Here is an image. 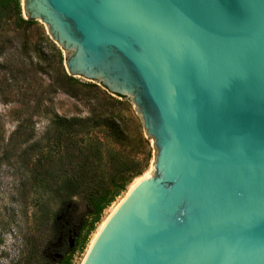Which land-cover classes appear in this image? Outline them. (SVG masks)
I'll return each instance as SVG.
<instances>
[{"label": "water", "instance_id": "obj_1", "mask_svg": "<svg viewBox=\"0 0 264 264\" xmlns=\"http://www.w3.org/2000/svg\"><path fill=\"white\" fill-rule=\"evenodd\" d=\"M20 6L76 83L132 105L154 149L81 264H264V0Z\"/></svg>", "mask_w": 264, "mask_h": 264}, {"label": "rangeland", "instance_id": "obj_2", "mask_svg": "<svg viewBox=\"0 0 264 264\" xmlns=\"http://www.w3.org/2000/svg\"><path fill=\"white\" fill-rule=\"evenodd\" d=\"M0 36L7 38L0 69V264H28L32 255L38 260L35 264H64L66 261L81 264L103 221L130 186L151 172L152 143L141 128L143 137L148 139L137 154L138 160L144 162L143 171L104 210L100 221L87 234L90 222L87 207L76 204L75 198L70 201L52 198L36 183L33 163L37 152L32 144L39 142L45 146L46 138H55L49 126L53 115L89 117L100 111L97 105L100 100L113 98L101 85L93 88L74 80L75 97L45 89L50 81L43 72L58 79L59 74L65 73L63 62L67 56L55 43L59 54L53 52L44 38H48L45 27L37 23L8 27L1 30ZM37 99L41 102L39 109H35ZM114 100L122 102L120 114L129 119L134 128L136 125V135H139V120L132 105L125 99ZM104 130L96 126L90 132L94 138H107ZM64 225L72 230V247L66 248L62 241ZM48 248L62 254L59 262L43 261L42 255Z\"/></svg>", "mask_w": 264, "mask_h": 264}, {"label": "trees", "instance_id": "obj_3", "mask_svg": "<svg viewBox=\"0 0 264 264\" xmlns=\"http://www.w3.org/2000/svg\"><path fill=\"white\" fill-rule=\"evenodd\" d=\"M34 23L23 17L20 0H0V32L8 27L21 28ZM44 38L53 52L59 54L54 43L46 36ZM5 41L7 38L0 36V69L3 68L1 56ZM43 74L50 81L44 86L47 91L55 89L75 97L71 76L61 73L57 79L46 71ZM40 103V99L35 101V109L40 108ZM97 105L100 111L89 117L53 115L49 126L55 138H46L45 146L39 142L32 144V149L37 152L33 163L36 183L52 198L65 201L75 198L76 204L85 205L90 215L87 234L100 221L104 210L143 171L144 162L138 160L137 154L148 140L140 131L139 121V135H136V125L134 128L129 119L120 114L123 109L121 101L104 97ZM112 111L119 114L114 115ZM96 126L105 128L107 138L93 137L90 130ZM61 233L64 246L68 248L72 230L64 225ZM42 257L45 262H59L62 256L55 257V252L48 248ZM36 261L32 255L28 264H35ZM64 264L71 263L66 261Z\"/></svg>", "mask_w": 264, "mask_h": 264}, {"label": "bare ground", "instance_id": "obj_4", "mask_svg": "<svg viewBox=\"0 0 264 264\" xmlns=\"http://www.w3.org/2000/svg\"><path fill=\"white\" fill-rule=\"evenodd\" d=\"M148 173H149V172H148ZM148 173L145 174L144 176L148 175ZM142 177H143V176H142ZM142 177H141V178H142ZM138 180H140V178L137 179V180H136V181L130 186L129 190H130V189L136 184V182H138ZM116 206H117V205H116ZM116 206L113 208V210L116 208ZM113 210H112V211H113ZM112 211H111V213H112ZM111 213H110V214H111ZM110 214H109V215H110ZM105 220H106V219H105ZM105 220H104V221H105ZM104 221H103V223H104ZM103 223L101 224V226L103 225ZM101 226H100V228H101ZM100 228H99V230H100ZM99 230H98V231H99ZM98 231H97V233H98ZM97 233H96V234H97ZM96 234L94 235V237L96 236ZM94 237H93V239H94ZM93 239H92V241H93ZM91 243H92V242H91Z\"/></svg>", "mask_w": 264, "mask_h": 264}]
</instances>
